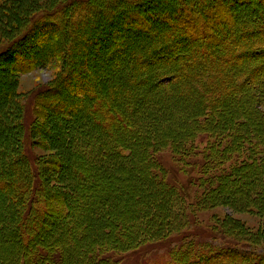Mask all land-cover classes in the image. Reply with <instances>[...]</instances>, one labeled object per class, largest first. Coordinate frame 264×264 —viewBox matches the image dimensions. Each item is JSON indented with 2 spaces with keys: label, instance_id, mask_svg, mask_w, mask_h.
<instances>
[{
  "label": "trees",
  "instance_id": "obj_1",
  "mask_svg": "<svg viewBox=\"0 0 264 264\" xmlns=\"http://www.w3.org/2000/svg\"><path fill=\"white\" fill-rule=\"evenodd\" d=\"M83 1L71 0L55 8V12L35 14H38L35 16L37 27L55 29L58 21L62 31L67 29L74 34L71 39L62 32L63 36L48 51L51 60H63L65 78L74 71V66H79L76 57L81 56L84 49L81 39L86 40L90 33L89 19L84 18L88 10L81 11L89 3ZM109 1L112 12L107 11V16L115 15L124 4L122 0ZM125 1L136 8L147 0ZM179 1L181 17L178 12V21L169 23V30L153 28L150 42L133 46L135 51L132 59L129 57L132 66L126 72L128 75L123 72L112 81L108 74L99 77L98 82L82 79L80 84L85 88L82 101L75 97L67 100L68 95L55 92L54 88L44 89L33 98L30 122L28 113L23 114L17 103L12 106L13 116H9V124L5 120L3 125L7 126V132L17 136L9 134L2 144L11 155L0 153V249L6 245L2 247L0 264H112V256L127 252L139 256L146 253L145 247L161 248L162 242L174 236L178 237L174 240L176 247L169 248L171 241L167 242L166 256L161 257L158 264H264V254L258 252L264 248L215 235L205 238V232L199 230L204 225L200 214L213 209L237 204L246 212L255 209L264 213V128L254 119L257 115L261 117L257 111L259 98L253 94L254 104L251 99L246 107L241 105L245 94L254 90V93L264 92V0H258L260 11L252 13L232 9L234 0ZM100 3L90 7L101 9ZM67 11L73 13V19L67 17ZM79 15L83 17L76 20ZM53 16L56 18L47 25L46 19ZM73 21L80 26L69 28ZM90 27L96 29V26ZM16 43L18 41L8 47L14 48ZM66 43L67 50L63 46ZM74 47L76 57L70 59ZM161 49L170 54L163 61L165 64L152 59ZM63 53L65 59L61 57ZM156 65L158 71L149 72ZM31 69L26 60L25 70ZM165 81L169 82L168 87L161 85L154 95L145 96L138 90L142 82L154 88ZM107 83L111 85L110 93H104ZM68 88H73L77 95L73 83ZM7 97L3 100L0 97V106L9 103ZM143 100L151 101L150 106L135 115ZM69 102L76 110L71 109ZM69 106L70 110L66 109ZM45 110L49 114L52 110L58 113L73 110L74 114H80L79 118L84 117L81 126L68 131L70 138L67 135L68 146L74 148L77 141L73 156L69 155L74 160H66L64 156L49 161L24 153L28 150L24 142L31 136L22 130L25 126L39 124L41 118L46 121ZM172 113L178 118L175 122L170 119ZM169 129L173 134L167 137ZM36 146L45 148L49 144ZM167 149L170 150L167 154L180 164V170L187 176L186 184L181 187L168 178L169 172L160 161ZM80 157L89 160L87 169L92 180L102 176V170L106 175L109 171H122L124 164L140 171L138 191L144 192L142 201L130 192L133 205L131 203L124 211L117 208L115 217L109 220V224L122 231V237L115 238L109 227L101 225L109 207L99 214L95 207L98 219L93 214L76 219L85 206L84 201H79V206L78 203L70 206L65 194H55L56 189L51 190L47 180L37 178L40 167L33 164L35 161L38 166L50 163L43 167L42 174L52 170L54 175L63 178L65 186L87 184L83 162L74 164ZM2 158L7 161L2 162ZM65 162L69 169H77L78 180L65 175ZM99 168L102 170L98 171ZM236 187L237 191L233 192L231 188L236 190ZM64 219L67 223H63ZM217 219L214 216V220ZM83 221L85 225L90 221L91 228L96 226L100 237L95 232L91 239L85 233L79 234L81 242L88 238L84 248L79 250L72 233L73 228L79 233L84 230ZM59 225L69 228V235L63 232L62 236H57L55 228ZM212 226L216 231L219 223ZM191 229L195 231L191 233ZM217 241L222 244L216 245Z\"/></svg>",
  "mask_w": 264,
  "mask_h": 264
},
{
  "label": "rangeland",
  "instance_id": "obj_2",
  "mask_svg": "<svg viewBox=\"0 0 264 264\" xmlns=\"http://www.w3.org/2000/svg\"><path fill=\"white\" fill-rule=\"evenodd\" d=\"M70 1L71 0H0V97L3 100V98L8 96L7 98L9 99V103L4 104V106H0V120L2 121L0 124V153H3L4 155H11V153L8 154L5 152L7 150L4 146H2V144L9 134L12 136L14 134L7 132V126L3 125V123L5 124L4 121L8 120L9 124L11 120L9 116H13L12 106L14 104L17 103V106L20 108V111H23V114L24 111L25 115L28 113V122H30L33 120V98L35 95H39L44 89L54 88L55 92L68 95L67 100L75 97L80 101L81 98L83 99V89H85L80 84L82 79L85 81L96 80L98 82L99 77H103V74H108L109 79L112 81L123 72L126 73L129 71V67L132 64L130 59H132L131 55L132 53L134 54L135 51L133 46L150 42L151 38H153V28L169 30L171 27L169 23H176L178 21L176 20V15L178 12L179 14H182L180 9L182 3L180 4L179 0H147L137 4L139 6L136 5V8H133L135 6H131L129 3H127V1L122 0L124 4H121L119 10L116 11L117 13L114 12L116 13L115 15H110L109 13V16L105 15L107 14V11L112 12V7H110L109 0L83 1L84 3H89L86 8L81 9V11L85 12L88 10V14L83 15L85 19H89V21L87 20V25L90 33H87L89 36L86 40L83 38L81 39L83 40L82 48H84L81 52V56H74L77 53L75 51V47L70 54V56H72L70 59L76 57V59L79 61V66H74V71L72 70V72H70L65 78L63 75L67 73H65L64 67L62 65L63 60H51L48 58V51L50 47L56 44L57 40L63 36L61 35L62 32H64L63 34L69 36L71 39L74 34L67 29L62 31L61 25L58 23V21H56L58 25H54L55 29L52 27H37L35 24L37 21L35 16L38 14H35L39 11H45L47 14L55 12V8H61ZM75 1L76 3H80L82 0ZM98 1L101 2L100 4H102L103 8H99L97 10L92 9L90 5H94ZM260 4L261 3L258 2V0H255V2L252 0H234V3H231V7L235 11L241 10L243 12L247 11V13H252L254 11H260V8H262ZM94 10H96L97 13L95 16L93 14ZM102 11L104 13H102ZM66 13L68 14V16L66 14L67 17L71 19L74 18L73 13H69L68 11ZM167 13L170 15H167ZM39 14L41 15L42 13ZM181 14L179 17H181ZM83 15L76 16V20L78 18H82ZM55 18L56 17L54 16L52 18H47V25L50 23L49 21L54 20ZM167 18H169V20ZM143 23L146 25V27H144ZM68 26L69 28H77L80 26V24L77 21H73ZM90 26H96V29L91 30L93 27ZM141 28L147 31L142 32V30H140ZM148 35L150 36L147 37ZM15 41H18V43L13 46L14 48H11L12 46L8 47ZM63 46H65V49L67 50V43ZM166 51L167 50L165 49H161V52L155 53L152 59L158 63L165 61L166 58H169L168 55H170L169 53L167 54ZM64 53H66V51H64ZM64 53L61 55L62 59H65ZM26 60H28L32 66L31 71L25 70ZM163 64L165 63L163 62ZM157 68L158 67L156 65V67H154V69L152 68L149 72L152 70L156 72L158 71ZM107 69H109L108 72ZM127 73L126 75H128ZM71 83H73V87L75 88L74 91L77 92V95L73 93V88H68ZM163 84L168 87L169 82L167 83V81H165L159 86H154V88L152 85L148 86L142 82L139 85L138 90L140 92L143 91V95L145 96L148 93L154 95L157 89ZM112 88L114 87L112 86ZM104 89L106 90L104 93H110L111 85L107 83ZM254 91H251L247 94L244 93L245 99L242 101L241 105L246 107L251 101L253 94L257 96L259 98L260 104L257 106V111H259L261 117L257 115L254 117V119L259 121L261 124L260 126L264 128V92L259 93L256 91V93H254ZM86 92L87 91H85V94ZM78 93L80 94L78 95ZM252 103L254 104L253 99ZM150 104L151 101L149 102L147 100H143V103L140 104L139 110L135 113V115L141 112L143 109H147ZM69 105H71L70 102ZM72 106L73 105H71V107ZM39 107L42 110L45 108L41 105ZM67 108L70 110V106L66 107V109ZM165 108H168L170 111H172L171 107L165 106ZM71 109L76 110V107H72ZM71 111H63L58 113L52 110L50 114L47 111V113H45L46 121L41 118V120H39V124H36L35 126H25L22 132H29L28 135L31 137L24 142V146L27 144L28 147V150H25L24 153H27L31 158L48 159L49 161L55 160L58 157L63 159L64 156L67 157L66 160H74L75 158H69V155L73 156L72 152H75V149L78 147L77 141H75V149L71 147V145L68 146L67 142L69 139L67 138V135L68 131L70 132L74 126L77 127L83 124L84 117L79 118V113L76 112V114H74ZM249 115L251 117V114ZM250 117H247L248 120ZM94 118L96 119V116ZM170 119H175L173 120L174 122L178 120L177 116L175 114L173 115V113L171 114ZM8 130L11 131V129ZM166 134L167 137H170L171 134H173V130L169 129ZM14 136L16 138L17 135L15 134ZM68 137L70 138L69 135ZM43 143L49 144V146L45 148H42L43 146H36L37 144L43 145ZM58 149L63 153L65 152V154L63 155L61 152H58ZM169 151L170 150L167 149L164 152L166 155L160 156V161L165 165V168L169 172L168 178L181 187L183 184H186L187 176L184 175L180 170V164L175 162L170 154H167ZM84 159V157H80V159L76 158L74 163L77 164L79 161L83 162V173L87 177V180H89L87 184L84 183V185L82 184L80 187L74 186V183H68L66 184L68 186H65L63 178L58 177L56 174L54 175L52 170L47 172L45 171L42 174L43 167L45 168L46 166L51 165L50 163H43L44 165L39 164L38 166V163H36L37 161H35L33 164L37 167H40V170L37 169V178L39 177V179L47 180L51 190L56 189L55 194L59 192L65 194L70 206L72 203H78L77 206H79L80 203H82L81 200L84 201V205L87 208L85 206L81 207V210H79L80 212H78L79 214L76 215V219L78 217H83L84 214L87 217L93 214L95 215L96 219H98L95 214V207L96 211H98V214L99 212H102L103 209L109 207V214L107 213V215L105 214V216H103L101 225L102 227H109L110 230L115 233V238L120 236L122 237V231L119 230V228H115L113 224H109V220L115 217V210L117 208L120 210L123 209L124 211V209H127L129 206H131V203L133 205V198H129L130 192L133 193L134 198L138 196L141 197L142 201V195L144 192L138 191V188L140 187V171H135V169L132 168L129 169L127 164H124V169L122 171H109L106 175L103 173L104 170L99 168L97 170H102V176L99 175L94 180H92L91 174L89 173L90 171L87 169L89 160L86 159L84 161ZM5 161H7V158H2V162ZM65 165L67 166L65 169L66 171L64 172L65 175H70L77 179V169H69L66 162ZM231 190L236 192L237 187L236 190H234V188H231ZM65 191L67 193H65ZM241 196L238 195L239 198ZM223 199L224 197L222 196L219 198L220 201ZM238 201V198H236L235 202ZM140 203L139 205H141ZM254 210L255 209L246 212L245 209L237 207L236 204L233 206L229 205V207L226 206L225 208H217L211 211L202 212L200 215L203 217L204 225L200 226L199 230L205 232V238L215 235L229 241L240 243L248 242L264 248V213L260 214L258 211ZM133 212H135V210ZM214 216H217L219 219L214 220ZM220 219L222 222H220ZM60 220L61 219H59V221ZM216 222L219 223V227L217 226V230L213 231L212 225ZM63 223H67L66 219H64ZM82 224L85 225L84 221ZM85 226L86 227H84V230L82 229V232L80 233L78 230L74 231L73 228L72 234L76 239V244L79 246V250L84 248L88 238L91 239L92 235L94 234L93 232H95L97 237H100L95 230L96 226H92L91 228L90 221H88ZM55 230L57 236H62L63 232L67 236L69 235L68 232L70 229L67 227L63 229V226L59 225V227L55 228ZM194 231L195 230L192 229L190 230L191 233ZM185 232L187 231H184L183 233ZM84 233L85 235H88V238L86 239L85 237V239L82 240L83 242H81L79 239V234L81 235ZM177 238V236H174L167 241H171L169 248L176 247V242L174 240ZM60 241H62V238ZM58 242L59 240L57 243ZM63 242H66L65 239ZM167 242H162V247L156 248L155 250H149V248L152 247H145L144 249L147 250L145 251L146 253L142 252L139 256H135L138 253L132 254L131 252L117 254L112 256V264H158L157 262L162 260L161 257L166 256L165 253H167V249H165V246L168 244ZM215 244L220 246L222 243L217 241ZM5 246L6 245L1 246L0 258L3 257L1 251L3 250L2 247ZM55 252L56 251H54V253ZM258 252L259 254H264L263 250ZM0 263H2V261H0Z\"/></svg>",
  "mask_w": 264,
  "mask_h": 264
}]
</instances>
